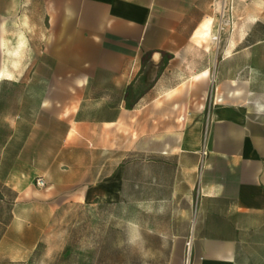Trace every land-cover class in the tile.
Returning <instances> with one entry per match:
<instances>
[{
    "label": "crops",
    "instance_id": "crops-1",
    "mask_svg": "<svg viewBox=\"0 0 264 264\" xmlns=\"http://www.w3.org/2000/svg\"><path fill=\"white\" fill-rule=\"evenodd\" d=\"M217 7L0 0V264L69 202L166 264H264V0Z\"/></svg>",
    "mask_w": 264,
    "mask_h": 264
},
{
    "label": "rangeland",
    "instance_id": "rangeland-1",
    "mask_svg": "<svg viewBox=\"0 0 264 264\" xmlns=\"http://www.w3.org/2000/svg\"><path fill=\"white\" fill-rule=\"evenodd\" d=\"M217 8L222 14L223 0ZM130 216L125 220L111 212L93 213L82 203H66L54 214L30 264H166V247L143 237L127 221Z\"/></svg>",
    "mask_w": 264,
    "mask_h": 264
},
{
    "label": "built area",
    "instance_id": "built-area-1",
    "mask_svg": "<svg viewBox=\"0 0 264 264\" xmlns=\"http://www.w3.org/2000/svg\"><path fill=\"white\" fill-rule=\"evenodd\" d=\"M34 185L36 187L42 188L45 185L44 179L41 177H37L33 181Z\"/></svg>",
    "mask_w": 264,
    "mask_h": 264
},
{
    "label": "bare ground",
    "instance_id": "bare-ground-1",
    "mask_svg": "<svg viewBox=\"0 0 264 264\" xmlns=\"http://www.w3.org/2000/svg\"><path fill=\"white\" fill-rule=\"evenodd\" d=\"M219 6H220V4H219ZM209 30V29H208ZM212 39H217V37L215 36V37H212Z\"/></svg>",
    "mask_w": 264,
    "mask_h": 264
}]
</instances>
